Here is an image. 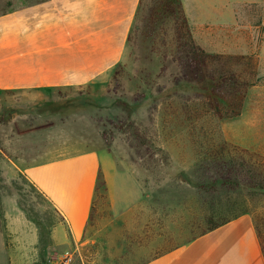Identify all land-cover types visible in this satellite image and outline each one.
Returning <instances> with one entry per match:
<instances>
[{
	"label": "crops",
	"instance_id": "obj_1",
	"mask_svg": "<svg viewBox=\"0 0 264 264\" xmlns=\"http://www.w3.org/2000/svg\"><path fill=\"white\" fill-rule=\"evenodd\" d=\"M140 1L0 0V7L5 5L0 10V92L18 93L32 102L27 120L33 124L18 126L13 115L18 160L10 171L23 174L55 211L54 245L71 264H99L82 258L86 246L102 250L101 264H264L250 214L194 233L189 197L185 201L184 195H172L165 185L144 197L129 171L110 163L103 167L91 146L63 152L70 144L63 136L66 128H74L80 118L56 108L63 99L42 103V93L85 88L110 73L126 57ZM178 2L200 49L254 61L256 82L245 94L240 115L232 119L238 131L232 139L264 154V0ZM85 122L89 130L82 132L100 140ZM105 205L109 220L100 228ZM108 236L110 242L104 239Z\"/></svg>",
	"mask_w": 264,
	"mask_h": 264
},
{
	"label": "rangeland",
	"instance_id": "obj_2",
	"mask_svg": "<svg viewBox=\"0 0 264 264\" xmlns=\"http://www.w3.org/2000/svg\"><path fill=\"white\" fill-rule=\"evenodd\" d=\"M158 2L143 0V8L128 37L126 57L110 73L98 77L85 88L44 91L42 103L63 99V106L56 108L80 118L74 128H66L68 132L63 136L70 144H65L64 153L91 146L98 152L103 167L110 163L129 171L142 196H149L152 190L165 185L172 195H184L185 201L189 197L191 211L196 217L194 233L237 214L248 213L253 218L264 251V154L233 140L238 131L233 127L232 119L219 120L209 115L197 117L193 101L184 108L181 100L166 99L173 92L184 99H193L197 86L187 82L177 86L171 83V76L179 72L171 58L177 39L183 36L180 28L184 21L181 13L175 17L150 18L149 8L156 9ZM4 9L5 5L0 7V10ZM186 26L189 31L187 23ZM162 86V92L158 93ZM26 97L0 92V264H57L65 255V251L54 245L51 234L59 222L58 216L23 174L10 171L18 160L12 139L16 129L14 112L18 116V126L33 124L27 120L32 102ZM163 101L172 106L166 108ZM45 116L49 120L53 118ZM84 118L100 140L82 132L89 130ZM128 122L138 129L139 137L134 135V129L127 130ZM102 132L106 133V138ZM54 136L58 137L57 133ZM81 137L90 139L89 143L80 140ZM74 141H83L86 145L76 146ZM222 145L245 149L250 155L244 156L245 162L253 167V175L248 178L245 174L233 189L216 186L215 192H200V186L211 189L201 166L211 161ZM99 191H102L101 186ZM104 214L100 217V228L109 220L106 205ZM20 219L27 227L20 226ZM10 221L13 224L9 226ZM32 234L36 235L34 241L30 240ZM104 239L110 242L112 237ZM80 252L85 261L94 259L95 263L101 264L103 253L100 248L86 246Z\"/></svg>",
	"mask_w": 264,
	"mask_h": 264
},
{
	"label": "trees",
	"instance_id": "obj_3",
	"mask_svg": "<svg viewBox=\"0 0 264 264\" xmlns=\"http://www.w3.org/2000/svg\"><path fill=\"white\" fill-rule=\"evenodd\" d=\"M142 8L143 0L140 1L138 12ZM148 13L150 18L160 15L175 17L178 13L182 14L178 0H159L156 9L149 8ZM183 21V26L179 27L183 36L177 39L175 54L171 58L179 72L171 76V83L173 86L181 82L195 84L197 90L193 94V99L179 97L176 92L167 95L166 99L181 100L180 104L184 108L193 101L197 109L194 111L197 117L209 115L219 120L237 118L241 113L247 90L256 82L254 61L246 56L207 54L192 40L184 17ZM162 90L163 86L159 88L158 93ZM162 105L166 108L172 106L167 101H163ZM133 125L128 122L127 130L134 129V135L139 137V131ZM102 136L106 138V133L102 132ZM244 156H250L245 149L236 146L229 148L225 145L219 146L211 161L201 166L202 174L207 177L211 189L205 190L200 186V192H215L216 186L220 189H233L244 179L245 174L250 178L253 175V167L248 166ZM99 184L102 186L101 179ZM204 201L206 202V199ZM223 221L210 226L207 230H212Z\"/></svg>",
	"mask_w": 264,
	"mask_h": 264
},
{
	"label": "built area",
	"instance_id": "obj_4",
	"mask_svg": "<svg viewBox=\"0 0 264 264\" xmlns=\"http://www.w3.org/2000/svg\"><path fill=\"white\" fill-rule=\"evenodd\" d=\"M57 264H71V260H70L69 256H66L63 259H61Z\"/></svg>",
	"mask_w": 264,
	"mask_h": 264
}]
</instances>
